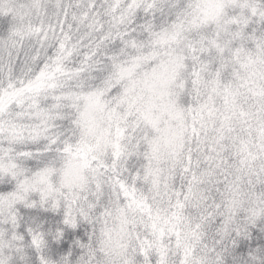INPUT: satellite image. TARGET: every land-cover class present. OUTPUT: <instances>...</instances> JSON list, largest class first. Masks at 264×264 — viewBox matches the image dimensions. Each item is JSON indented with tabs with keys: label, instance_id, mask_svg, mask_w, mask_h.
Here are the masks:
<instances>
[{
	"label": "snow or ice",
	"instance_id": "1",
	"mask_svg": "<svg viewBox=\"0 0 264 264\" xmlns=\"http://www.w3.org/2000/svg\"><path fill=\"white\" fill-rule=\"evenodd\" d=\"M0 264H264V0H0Z\"/></svg>",
	"mask_w": 264,
	"mask_h": 264
}]
</instances>
